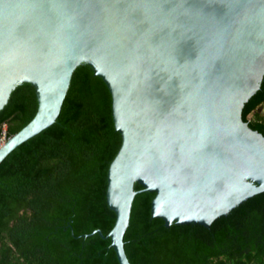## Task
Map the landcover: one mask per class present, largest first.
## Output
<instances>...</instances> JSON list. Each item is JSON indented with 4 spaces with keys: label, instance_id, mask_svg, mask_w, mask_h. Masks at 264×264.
Here are the masks:
<instances>
[{
    "label": "water",
    "instance_id": "water-1",
    "mask_svg": "<svg viewBox=\"0 0 264 264\" xmlns=\"http://www.w3.org/2000/svg\"><path fill=\"white\" fill-rule=\"evenodd\" d=\"M80 64L107 86L121 143L113 225L79 236L109 238L118 264L135 194L154 193L166 227H209L264 191V135L241 116L264 75V0H0V110L21 83L37 102L0 162L55 122Z\"/></svg>",
    "mask_w": 264,
    "mask_h": 264
},
{
    "label": "trees",
    "instance_id": "trees-1",
    "mask_svg": "<svg viewBox=\"0 0 264 264\" xmlns=\"http://www.w3.org/2000/svg\"><path fill=\"white\" fill-rule=\"evenodd\" d=\"M36 105L34 88L17 85L0 110V133L3 124L6 136L18 131ZM263 105L264 75L241 113L262 135ZM120 143L107 86L87 64L78 65L55 122L0 162V264H118L109 238L79 235L96 228L105 235L113 225L106 175ZM153 196L144 191L133 198L123 234L130 264H264V191L209 227L164 226L150 217Z\"/></svg>",
    "mask_w": 264,
    "mask_h": 264
},
{
    "label": "built area",
    "instance_id": "built-area-1",
    "mask_svg": "<svg viewBox=\"0 0 264 264\" xmlns=\"http://www.w3.org/2000/svg\"><path fill=\"white\" fill-rule=\"evenodd\" d=\"M5 129H6V126H5V124H3L2 129H1V133H0V142L6 140L8 137V136H6Z\"/></svg>",
    "mask_w": 264,
    "mask_h": 264
},
{
    "label": "rangeland",
    "instance_id": "rangeland-1",
    "mask_svg": "<svg viewBox=\"0 0 264 264\" xmlns=\"http://www.w3.org/2000/svg\"><path fill=\"white\" fill-rule=\"evenodd\" d=\"M259 110H260L261 114L264 115V105ZM254 117H255L254 113L248 115L249 119H254Z\"/></svg>",
    "mask_w": 264,
    "mask_h": 264
},
{
    "label": "bare ground",
    "instance_id": "bare-ground-1",
    "mask_svg": "<svg viewBox=\"0 0 264 264\" xmlns=\"http://www.w3.org/2000/svg\"><path fill=\"white\" fill-rule=\"evenodd\" d=\"M5 141H6V140L0 142V147L4 144Z\"/></svg>",
    "mask_w": 264,
    "mask_h": 264
}]
</instances>
